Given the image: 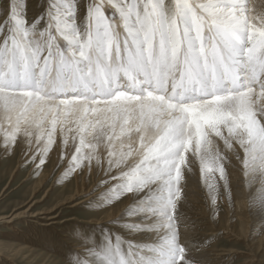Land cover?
<instances>
[{
    "label": "snow or ice",
    "instance_id": "1",
    "mask_svg": "<svg viewBox=\"0 0 264 264\" xmlns=\"http://www.w3.org/2000/svg\"><path fill=\"white\" fill-rule=\"evenodd\" d=\"M80 6L44 0L29 22L23 0L0 3L3 147L22 138L39 168L59 137L74 149L64 175L103 166L106 150L97 207L131 203L115 229L74 232L69 264H200L178 211L194 167L215 208L234 200L237 161L264 214V0H87L82 18Z\"/></svg>",
    "mask_w": 264,
    "mask_h": 264
},
{
    "label": "rangeland",
    "instance_id": "2",
    "mask_svg": "<svg viewBox=\"0 0 264 264\" xmlns=\"http://www.w3.org/2000/svg\"><path fill=\"white\" fill-rule=\"evenodd\" d=\"M23 2L26 4V18L29 22L38 17L43 11L44 0H23ZM0 3H3V0H0ZM86 3L87 0H80L81 18L85 14V9L84 7L82 9V6ZM2 18L0 17V19ZM2 142L0 141V217H11L15 212H24L29 205L33 204L34 206L31 209L33 213L53 209L59 204V200L66 197L69 194L68 192L73 189L77 174L80 173L81 176L86 177L87 184L90 185L102 177L103 168L106 167V156H104V160H102L103 166H98L94 160L90 168L85 164L83 168L64 175L69 167V162L67 163L64 160L56 164L48 153L45 164L38 168L39 157L33 161L31 155L27 154V149L21 148V141L18 140L17 144L7 151H5ZM93 169L97 171L96 177L91 172ZM40 183H43L41 189L38 186ZM36 190L39 192L34 195ZM33 195L34 198H32ZM246 196L245 207L235 211L234 216L230 212L231 208H228L227 199L224 196L219 198L218 204L214 208L207 192L202 191L203 202L201 201L197 208L205 216H196L201 220L196 221L197 227L195 226V229H197V233H194L195 236L189 240V244H191V247L194 246L193 249H196V251L204 249L222 252V254L235 250L242 252L234 257L222 256L219 261L215 259L213 264H264V231H262L264 229V214L255 209L251 210L249 197L248 195ZM41 201L42 203H40ZM126 201L127 196L114 201L106 208L97 207L96 204L91 206L80 205L74 209L68 206L62 207L53 214L58 217V221L61 223L60 226L56 227V230L41 228L33 223L30 220L31 218L17 219L12 224L0 222V264H69L72 246L80 243L79 240L73 237L74 232L78 233L76 229L78 231L81 230L82 233L88 232L90 234L88 223L92 219H97V216H103L107 211H117ZM185 217L184 213L180 212V219ZM212 217L215 219V226L217 227L234 224V227L242 234L250 230L249 232L253 237L252 240L259 246H257V252L259 253L251 252L254 254L252 262L250 261L251 259L245 256V254L250 253L245 243L233 242L227 239L223 235L224 232L213 237L206 236V233H210L213 230ZM94 229L92 233L99 237L100 227ZM65 234L68 235L67 238L62 237Z\"/></svg>",
    "mask_w": 264,
    "mask_h": 264
},
{
    "label": "bare ground",
    "instance_id": "3",
    "mask_svg": "<svg viewBox=\"0 0 264 264\" xmlns=\"http://www.w3.org/2000/svg\"><path fill=\"white\" fill-rule=\"evenodd\" d=\"M251 2H252V0H250V3ZM255 3L258 6L260 4V0H255ZM83 7L84 6H82V9H83ZM18 140L21 141L20 142L21 143L20 144L21 148L22 149H27L26 150L27 154H29V156H30L31 153L29 152L28 145L26 144V142L22 138H20ZM0 141H3L2 136H0ZM117 147H119L118 144H117ZM35 149H36V144L33 143L32 151H34ZM73 151H74V149H72V148L63 149L61 147V145H60L59 137H57V144L53 146V148L49 152V154L54 159L56 164H58L59 162H62L64 160H65V162L68 163V162H70L71 154H72ZM62 152H64V158L63 159H61V153ZM97 154L101 157V160H104V156H106V150L104 149L103 145H101L97 149ZM102 157H103V159H102ZM91 172L93 173V176L96 177V172L97 171H95L93 169ZM229 172H230V182H231V185H232V188H233L234 200L233 201H229L228 198H226V197H225V199H227L228 208H231L230 212L235 216V213H236L235 211H238V210L242 209L243 207H245V204H246L245 199L247 197L246 196L247 192L244 190V178H243L241 170H240V165L234 159H233V162H232V166H230V168H229ZM86 173H87V170H86ZM103 179H104V173H103L101 178L95 180L94 183L89 185V184H87V178L81 176L80 173H79L75 177V183L73 184L74 185L73 189L68 192L69 194H67L66 197L61 198V200H59L60 201L59 204L57 206H55L53 209L44 210L42 212L33 213V212H31V209L34 206V204H33V205H29L27 210H25L24 212H21V211H20L21 213L15 212V213L12 214L11 217H0V222H7L8 224H12L17 219L31 218L30 220H32L33 223L37 224L41 228L45 227L47 229L56 230V227L60 226L61 223L58 221L59 220L58 217L56 215H53V214L56 211H58L60 208L65 207V206H68V207L74 209L75 207H79L80 205H85L86 204V205H90L91 206L92 204H96L97 199L102 195V193L105 192L106 188L109 186V185H105L104 186V185L101 184V181ZM42 184L43 183H40L38 185L39 189H41L43 187ZM183 189H184V192H183L180 204L178 205V211H179V213L180 212L184 213V215L186 217L180 219L181 220L180 231H181V234H182V242L188 244V246L191 249V255L194 258L198 259L200 261V264H204V263L213 264V261H215V259H218L217 261H219V258L222 257V256H232V257H234L237 254L238 255L241 254L242 252L240 250H235V251H230V252H225L224 251L225 254H222V252L219 253V252H216V251L204 250V249L196 251V249H193V247H194L193 245H192L193 247H191V244H189V240H191L193 238V236H195L194 233H197L196 232L197 229H195L197 227L196 226L197 225L196 221L201 220L200 218H197L196 216H200V215L201 216H203V215L205 216V214L203 212H201L197 208V205L202 201V191L207 192V188L204 186V184H203V182L201 180V177H200V174H199L198 165L196 167H194L193 171L187 175V182L183 184ZM37 192H39V191L36 190V192H34V195L38 194ZM207 194H208V192H207ZM34 195H33L32 198H34ZM42 201L40 203H42ZM130 203H131V200L127 197V201L125 202V204H123V206L121 208H119L117 211H115V212L114 211H107V213H104L103 216H97V219H92V221H90L88 223L89 224L88 228L90 229V231H89L90 234H92V232H94L93 231V230H95L94 228L98 229L100 226H107L109 228H114L115 225L112 223V221L114 219L120 217L122 211L128 205H130ZM103 208H105V207H103ZM234 216H233V218H234ZM262 217H263V215H262ZM211 222H212L213 230L210 233L209 232L206 233V236L213 237V236L219 235V233H221V232H224L223 235L227 239L232 240L233 242L237 241V242L245 243L248 246L250 253L251 252L259 253V252H257L258 251V249H257L258 245H257L256 242H254L252 240L253 237H252V235L249 232L250 230L245 232L244 234H242L241 232H239L234 227V224L228 225V226H225V227H222L224 225H221V226L217 227V226H215V219H213V217H212ZM245 227H246V225H245ZM263 228H264V226H263ZM255 229H257V228H255ZM260 229H261V227H260ZM76 230H77L78 233H82L81 230L80 231H78V229H76ZM122 234H124L126 236V238H128V239H134L136 241H146V240H149L150 238H154V235H155V234H152L151 237H149V236H139V235H137V236H127L126 233H123V230H122ZM62 237L67 238L68 235L65 234ZM61 242H62V240H61ZM65 242H66V240H65ZM76 245H78V244H76ZM263 249H264V247H263ZM77 250L79 251L80 249L77 248ZM20 251H22V250H20ZM250 253L245 254V256H247L249 259H251L250 261L252 262V260H253L252 257L254 258V254L253 253L250 254ZM254 261H256V260H254Z\"/></svg>",
    "mask_w": 264,
    "mask_h": 264
}]
</instances>
